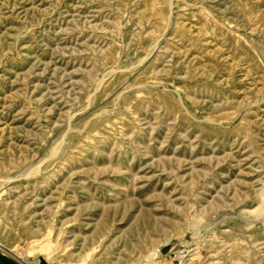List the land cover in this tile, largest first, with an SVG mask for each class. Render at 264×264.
<instances>
[{
  "label": "rangeland",
  "instance_id": "rangeland-1",
  "mask_svg": "<svg viewBox=\"0 0 264 264\" xmlns=\"http://www.w3.org/2000/svg\"><path fill=\"white\" fill-rule=\"evenodd\" d=\"M262 215L264 0H0L1 250L264 264Z\"/></svg>",
  "mask_w": 264,
  "mask_h": 264
},
{
  "label": "crops",
  "instance_id": "crops-1",
  "mask_svg": "<svg viewBox=\"0 0 264 264\" xmlns=\"http://www.w3.org/2000/svg\"><path fill=\"white\" fill-rule=\"evenodd\" d=\"M0 264H29V263L22 262L16 257L0 249ZM33 264H46V262H44V260L42 259H36L34 260Z\"/></svg>",
  "mask_w": 264,
  "mask_h": 264
},
{
  "label": "bare ground",
  "instance_id": "bare-ground-1",
  "mask_svg": "<svg viewBox=\"0 0 264 264\" xmlns=\"http://www.w3.org/2000/svg\"><path fill=\"white\" fill-rule=\"evenodd\" d=\"M261 200V199H260ZM262 205V204H261ZM254 207V206H253ZM260 208V207H259ZM255 209H258V208H255ZM251 211V210H250ZM253 212H255V211H253ZM254 215V214H253ZM258 216V215H257ZM262 216H264V215H262ZM257 219L255 220L256 222H258V223H263L264 222V218L262 217V219L261 218H259V217H256ZM252 220H253V218H252ZM251 220V221H252ZM254 221V220H253ZM254 221V222H255ZM166 245H169V246H164V247H168V251H167V253L165 254V255H168V256H173L174 257V260L173 261H177V260H179L181 257H180V253H178L177 255H176V253L174 254V253H172V251H173V247L174 246H171V244H166ZM163 247V248H164ZM185 247V246H184ZM162 248V249H163ZM162 249H161V253H162ZM175 250V249H174ZM154 255V254H153ZM150 256V255H149ZM151 258V257H150ZM178 258V259H177ZM152 259V258H151ZM148 261H147V264H150L151 263V261H150V259H147ZM155 261V260H154ZM157 263V262H156ZM159 263V262H158Z\"/></svg>",
  "mask_w": 264,
  "mask_h": 264
},
{
  "label": "water",
  "instance_id": "water-1",
  "mask_svg": "<svg viewBox=\"0 0 264 264\" xmlns=\"http://www.w3.org/2000/svg\"><path fill=\"white\" fill-rule=\"evenodd\" d=\"M167 251H168V247H164V248L162 249V254H166Z\"/></svg>",
  "mask_w": 264,
  "mask_h": 264
}]
</instances>
